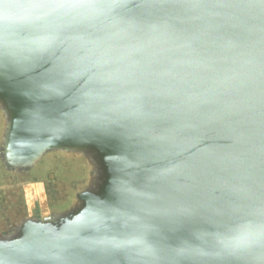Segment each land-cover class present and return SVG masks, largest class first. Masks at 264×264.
<instances>
[{
    "label": "water",
    "instance_id": "1",
    "mask_svg": "<svg viewBox=\"0 0 264 264\" xmlns=\"http://www.w3.org/2000/svg\"><path fill=\"white\" fill-rule=\"evenodd\" d=\"M0 181V264H264V0H0Z\"/></svg>",
    "mask_w": 264,
    "mask_h": 264
},
{
    "label": "rangeland",
    "instance_id": "2",
    "mask_svg": "<svg viewBox=\"0 0 264 264\" xmlns=\"http://www.w3.org/2000/svg\"><path fill=\"white\" fill-rule=\"evenodd\" d=\"M56 161H54V157H52L51 155H46L39 163V168L44 169L47 166H50L52 163H55ZM61 163V162H60ZM49 171L55 173L58 176L63 175V177L65 178V180H69L71 178H73L76 174H78L79 168L78 165L73 162V163H63L60 164L59 169L56 167H49ZM56 179V184H63V179L62 178H55ZM55 182H53L51 185H54ZM56 186V185H55ZM57 189L59 188L58 186H56ZM8 194H10L6 183L4 181H0V201L3 199H6V201L10 200L12 197H10ZM3 202V201H2Z\"/></svg>",
    "mask_w": 264,
    "mask_h": 264
}]
</instances>
